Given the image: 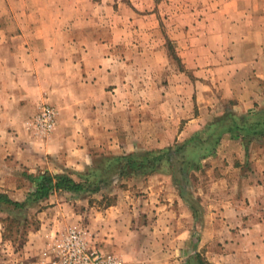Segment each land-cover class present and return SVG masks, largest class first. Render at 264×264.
I'll return each mask as SVG.
<instances>
[{"label": "crops", "instance_id": "0c3cea01", "mask_svg": "<svg viewBox=\"0 0 264 264\" xmlns=\"http://www.w3.org/2000/svg\"><path fill=\"white\" fill-rule=\"evenodd\" d=\"M224 99L241 111L264 101V0H0V189H15L24 168L78 172L104 156L169 146ZM42 102L56 115L45 138L32 125ZM227 143L242 141L224 135L221 147ZM210 163L219 173L202 192L199 239L179 253L208 264H264V148L216 153L203 167ZM163 182L158 192L171 197L157 200V221L173 222L186 246L195 219ZM147 203L139 232L157 236ZM97 215L102 234L118 230L107 241L137 232L132 219L124 229L116 203ZM54 217V225L66 219ZM31 254L27 264L42 262Z\"/></svg>", "mask_w": 264, "mask_h": 264}, {"label": "rangeland", "instance_id": "374dc122", "mask_svg": "<svg viewBox=\"0 0 264 264\" xmlns=\"http://www.w3.org/2000/svg\"><path fill=\"white\" fill-rule=\"evenodd\" d=\"M112 1L128 4L130 0ZM263 105L264 101L260 104H257L252 109L241 111L236 107V103L233 100H221L218 102V111L215 112L214 108V111L211 112L212 115L210 118L205 123H203L200 128L203 127L207 122L212 121L215 117L223 115L225 112V107L230 108L232 111L238 114H246L250 111L261 108ZM194 132H192L190 135H192ZM36 133L41 138L48 137V135L51 134L50 133L44 136L39 134L37 131ZM184 139L176 141H182ZM234 139L237 138L234 137ZM238 141L241 142L240 139H238ZM222 147L219 143L215 154L259 153V151L264 148V142L259 141L254 144L251 142L248 147H245L243 142L238 145L236 143H227ZM99 160L100 159L95 162H98ZM211 166L212 164L210 163L203 167L202 160L201 169L190 174L188 190L186 192V199L188 202H185L184 200L183 201L187 204V206H189L190 209V206H192L196 210V217L193 216L195 222L193 224L194 226L191 228L186 246L183 245V238H176L175 234L177 230L174 229L172 225L173 222L167 223V225L164 226L163 223L157 221L158 214L161 213V210H157L156 208L157 200L162 197H171L169 191H166V188L163 189V192H158L161 186L159 184L164 183L163 181H166L167 178L171 183L172 178L168 173L155 172L148 175L126 176L122 178L115 177L113 182L109 186L103 188L100 192L88 194L79 198H70L66 194L58 193L56 196H54L56 197V201L54 203H51L49 200H43L38 203L27 205L25 209H14L12 206L0 204V232L2 239V242L0 243V264H27L29 258L33 257L32 254L29 255L31 252L34 253L38 258H42V262L40 261L39 264H51L54 257V243L64 233L72 228L79 229L83 232L85 240L91 248L97 249L100 252L105 251L103 254H111V252H113L115 254L112 253V255L118 257L123 264H185L188 257L192 256L193 254L185 257L186 255L183 256L181 253H179V251L182 248L185 249V247H188L189 250L196 247L200 230L204 224L203 216L205 213V207L202 204V192L204 190L206 191L207 188L211 186L212 178L216 177L219 173V163H217L215 169ZM38 173H31L25 168L22 169L20 174H17L18 176L12 178L14 182L13 185H16V188H2L0 189V193L8 195L13 200L23 201L27 193L32 191L35 186L28 179V175H36ZM72 176L77 178V175L74 173ZM147 186L153 188V193H150V190L148 192L145 191ZM174 187L176 189V193H178L181 197L179 189L175 185ZM146 194L147 196H144L146 197L144 198L142 195ZM142 199L144 201H142ZM145 199H148L147 205H150L149 207L152 210L149 213L151 217L150 220H152V231H154L156 227L160 228L158 230L159 232L157 231L159 233L157 236H151V234L146 232H139V223H143V221H145V217L147 216L143 210L144 206L146 205ZM57 201L62 205L60 209L54 210L53 207L56 205L55 203ZM115 203L121 207L122 215L119 220H121L123 224L125 223L124 229L132 219V228H136L137 232L128 233L125 231V237L116 239L113 235H110L112 238L110 241H107L106 239L108 235L113 233L118 234V230H108V232L105 230L102 234L101 228H104L105 225L101 224L100 229L97 228L100 226V219H98L97 214L108 204ZM62 212L65 213L66 219H64V222L59 221L56 225H54V221L52 219L55 218V215H58ZM76 214L78 217H76ZM170 219L171 217L167 216V220ZM119 226L121 227L120 229L123 228L122 225ZM37 231H41L42 233L38 234L37 236H33V234ZM99 233L103 235V238H99ZM31 237L32 242H30L29 246ZM173 245L175 246L174 248ZM179 245H181V248L177 249ZM200 256L205 260L202 255Z\"/></svg>", "mask_w": 264, "mask_h": 264}, {"label": "trees", "instance_id": "16d2710c", "mask_svg": "<svg viewBox=\"0 0 264 264\" xmlns=\"http://www.w3.org/2000/svg\"><path fill=\"white\" fill-rule=\"evenodd\" d=\"M224 135L240 139L245 147L264 137V105L246 114H238L225 107L223 115L215 117L188 138L172 145L144 151L104 156L82 172H40L28 175L35 186L23 201L11 199L0 193V204L14 209L46 200L54 193H63L70 198H79L100 192L109 186L115 177L148 175L163 172L171 175L173 184L185 202L190 174L201 169V162L214 155ZM76 174L77 178L72 175ZM191 207L193 216L196 210ZM185 264H208L199 253L189 256Z\"/></svg>", "mask_w": 264, "mask_h": 264}, {"label": "built area", "instance_id": "2783aa9c", "mask_svg": "<svg viewBox=\"0 0 264 264\" xmlns=\"http://www.w3.org/2000/svg\"><path fill=\"white\" fill-rule=\"evenodd\" d=\"M56 122L54 108L48 103H40L32 118L34 129L41 135L50 134ZM54 257L51 264H123L112 254H103L91 248L83 232L79 229H69L55 243Z\"/></svg>", "mask_w": 264, "mask_h": 264}]
</instances>
